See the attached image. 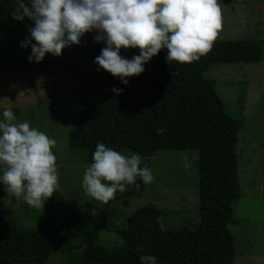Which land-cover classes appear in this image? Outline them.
I'll return each mask as SVG.
<instances>
[{"label":"trees","instance_id":"obj_1","mask_svg":"<svg viewBox=\"0 0 264 264\" xmlns=\"http://www.w3.org/2000/svg\"><path fill=\"white\" fill-rule=\"evenodd\" d=\"M18 8V0H0V56L7 68L46 76L50 73L45 63L48 56L55 63V72L74 73L81 79L82 102L68 134V147L82 150L87 165L92 163L98 142L119 153L129 149L149 169L151 157L159 150H196L198 219L193 228H163L162 212L149 202L115 230L122 239L119 247L101 248L97 239L102 230L111 227L113 203L121 201L127 206L131 198H141L146 184L138 178L104 203L90 226L68 215L56 227L0 230V264H47L55 252L70 255L75 250L78 252L69 264H140L142 254L154 255L157 264H235L237 252L230 226L237 223L233 204L241 197L236 143L242 121L226 114L212 79L204 73L216 63L258 62L263 41L214 40L199 60L183 64H166L167 52L162 49L148 71L129 77L124 85L106 71L80 69L73 63L75 59L66 65L75 53L70 47L59 58L46 54L41 62H29L31 47L20 44L34 22L27 17L14 20L12 13ZM94 35H83L92 51L103 46L94 42ZM113 87L123 91L117 95ZM68 236L77 242L69 241Z\"/></svg>","mask_w":264,"mask_h":264},{"label":"rangeland","instance_id":"obj_2","mask_svg":"<svg viewBox=\"0 0 264 264\" xmlns=\"http://www.w3.org/2000/svg\"><path fill=\"white\" fill-rule=\"evenodd\" d=\"M217 2L221 27L215 40L259 38L263 41L262 57L258 62L216 63L204 77L212 79L226 114L242 121L236 143L241 197L233 204L237 223L230 226L237 252L235 264H264V0ZM69 47L75 53L66 65L75 59L73 63L80 69L105 71L98 70L94 63L104 45L92 51L82 36L79 45ZM65 51L64 48L62 54ZM121 54L130 59L139 52L122 49ZM155 57L144 65L145 71L150 69ZM45 63L49 75H26L19 69L7 68L0 56V119L3 110L10 108L16 116L15 123L27 121L54 139L52 151L56 156L58 176L57 191L39 207L29 206L22 195L13 196L0 184V230L38 225L56 227L68 215L77 216L90 226L104 206L82 188L83 174L89 166L84 152L70 149L67 143L82 102L81 79L74 73L55 72V63L48 56ZM121 153L127 156L135 152L124 149ZM197 165L194 149L157 151L150 159L153 180L145 185L141 198H131L127 206L121 201L113 203L111 227L100 232L97 244L108 250L119 247L122 239L115 230L133 211L149 202L162 212L163 228H193L198 219ZM67 238L77 242L71 236ZM77 252L70 255L55 252L47 264H69Z\"/></svg>","mask_w":264,"mask_h":264},{"label":"clouds","instance_id":"obj_3","mask_svg":"<svg viewBox=\"0 0 264 264\" xmlns=\"http://www.w3.org/2000/svg\"><path fill=\"white\" fill-rule=\"evenodd\" d=\"M13 19L34 22L20 46L31 47L29 62H41L46 54L60 56L62 50L79 45L85 33L103 43L94 63L122 84L145 71L144 65L162 49L166 64L197 61L212 47L221 27L217 0H18ZM30 5V6H29ZM138 49L127 58L121 50ZM117 95L123 89L113 87ZM5 108L0 119V184L26 204L39 207L58 188L55 140L29 122L15 123ZM162 132L163 129L158 130ZM153 180L151 170L138 153L124 155L97 143L92 163L82 178L83 190L95 200L108 203L126 186ZM140 264H157L154 255L142 254Z\"/></svg>","mask_w":264,"mask_h":264}]
</instances>
